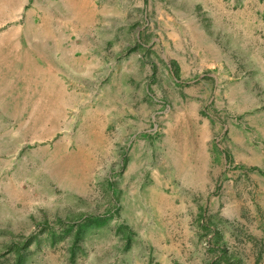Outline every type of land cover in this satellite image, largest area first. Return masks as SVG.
I'll return each mask as SVG.
<instances>
[{
    "label": "rangeland",
    "instance_id": "374dc122",
    "mask_svg": "<svg viewBox=\"0 0 264 264\" xmlns=\"http://www.w3.org/2000/svg\"><path fill=\"white\" fill-rule=\"evenodd\" d=\"M243 254L264 255V0H0V264Z\"/></svg>",
    "mask_w": 264,
    "mask_h": 264
},
{
    "label": "crops",
    "instance_id": "0c3cea01",
    "mask_svg": "<svg viewBox=\"0 0 264 264\" xmlns=\"http://www.w3.org/2000/svg\"><path fill=\"white\" fill-rule=\"evenodd\" d=\"M73 48H74V50L73 51H70V52H74V55L76 54V56H74V57H71V59H74V60H82V59H84L85 58V55L86 54H88L89 55V53H90V45H82V44H79V45H73ZM93 52V51H92ZM71 54H73V53H71ZM77 54L79 55V56H77ZM89 57V56H88ZM88 59L89 58H87V61H88ZM155 175H156V171H155ZM156 188H158V185H156V186H151V187H149V189H148V191H147V199L154 193V191H156L157 193H158V191L157 190H155ZM160 193L161 192H159V195H160ZM176 196V195H175ZM160 197L162 198V200L164 201V199H165V195L164 194H162L161 193V195H160ZM175 202H176V200H175ZM156 203H158V202H156ZM162 206V205H161ZM185 206V205H184ZM196 225H197V227H201V222L200 221H198L197 223H196ZM264 257V255H258V256H255V257H253V260H254V263H252V264H256L257 263V261H260V260H258V259H260L261 257ZM241 259H242V261H245V263H246V261L248 260V264H249V260H250V257H249V254H245V256H244V254H243V256L241 257ZM243 263V262H242Z\"/></svg>",
    "mask_w": 264,
    "mask_h": 264
}]
</instances>
